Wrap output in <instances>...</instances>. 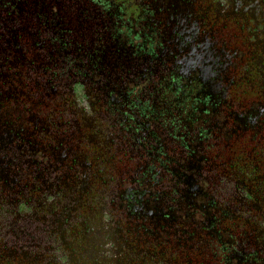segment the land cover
Instances as JSON below:
<instances>
[{
    "label": "flooded vegetation",
    "instance_id": "flooded-vegetation-1",
    "mask_svg": "<svg viewBox=\"0 0 264 264\" xmlns=\"http://www.w3.org/2000/svg\"><path fill=\"white\" fill-rule=\"evenodd\" d=\"M0 264H264V0H0Z\"/></svg>",
    "mask_w": 264,
    "mask_h": 264
}]
</instances>
